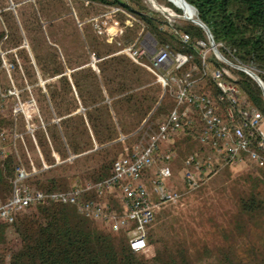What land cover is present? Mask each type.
<instances>
[{"label":"trees","instance_id":"1","mask_svg":"<svg viewBox=\"0 0 264 264\" xmlns=\"http://www.w3.org/2000/svg\"><path fill=\"white\" fill-rule=\"evenodd\" d=\"M72 1H77L89 9L95 8V15L102 14L111 7H119L129 14L131 24L124 36L125 47H137V32L141 29L150 34L159 47L168 45L174 52L192 55L194 60L176 71L174 76L179 77L187 72L191 64L199 65L193 44L198 40L206 42V35L193 23L178 20L170 26L157 12L149 11L142 0ZM155 1L182 15L180 10L166 0ZM184 1L195 9L196 17L209 30L220 54L232 63L257 69V76L264 83V0ZM21 20V24L29 32H39V40H31V55L22 48L23 40L16 21H12L8 26L9 34L0 31V43L5 42L8 47L17 49L16 53L21 57L22 66L13 57L11 63L18 76L16 79L22 85L24 80L30 85H37L38 80L44 82L45 92L40 85L35 89L39 106L35 140L41 159L46 165L55 164L56 156L59 161H64L43 170L39 159L35 164L37 173L26 183L34 184L45 193H50L68 191L74 184H81L83 180L91 184L104 181L112 174L113 165L121 152V141L136 137L150 123L164 122L174 102L169 107L164 105V97H160L162 87L154 75L134 64L126 56L118 54V50L97 47L92 49L90 52L97 59L96 70H93L89 67V52L85 49H82L80 55L66 54L63 59L41 36L40 22L33 11L22 13ZM171 29L188 35L191 44H182ZM94 43L97 44L96 41ZM212 62L215 68L223 67L220 63ZM1 66L0 54V68ZM235 74L238 76L235 83L239 95L237 108L248 112L249 115L256 111L264 114L260 87L246 74L238 71ZM150 77L154 79V83L149 81ZM194 77L200 78V75ZM191 91L208 97L224 118L223 107L216 100L217 91L211 80L201 78ZM189 117L193 120L191 126H187L185 121L180 131L171 133L169 138L159 143L155 163H159L160 168L167 166L171 170L173 157L170 154L161 157V147L169 140L175 139L177 134H182L189 140L195 138L199 147L191 155L194 162L188 169L192 174L199 176L197 186L203 179L211 177L219 165L225 164L217 162L213 150L199 142L203 129L199 114L195 112ZM13 119L10 113L7 116L0 113L2 201L7 200L11 193L16 167L22 161H27L24 155L18 157L16 153L14 135L18 131H14ZM19 127L23 130L22 124ZM153 167L141 175L140 181L145 186L146 177L149 175L148 182L152 186V180L156 176ZM184 168L183 162L181 169ZM252 170L262 172L264 168ZM173 178L171 170L169 185ZM181 178L184 186L191 190L183 179L182 172ZM109 197L112 200L108 202L106 198ZM118 199L119 197L115 199L107 194L98 196L95 192L87 193L83 197V200L106 201L115 213L120 214L122 209ZM238 208L241 214L250 217H258L264 213V201L256 186L240 199ZM93 222L102 223L107 232L98 230ZM151 225L152 223L148 230ZM8 227L18 240V244L11 247L6 241ZM130 230L131 228H127L114 232L111 221L86 218L71 205L33 206L19 213L15 222L0 223V242L6 246L4 253L0 254V264H189L184 256L178 260L173 254L160 253L159 250L153 259H143L131 251L128 245ZM207 264H264V252L247 261H233L226 257L218 263Z\"/></svg>","mask_w":264,"mask_h":264},{"label":"built area","instance_id":"2","mask_svg":"<svg viewBox=\"0 0 264 264\" xmlns=\"http://www.w3.org/2000/svg\"><path fill=\"white\" fill-rule=\"evenodd\" d=\"M66 1L71 2V0ZM160 9L165 8H155L156 11L173 18L170 11L167 10L168 13H164ZM121 14H125L121 8L111 7L104 13L83 21L76 18V23L80 30L86 27L90 28L105 44L121 46L120 39L125 32V26L121 25L117 19ZM169 25L171 26V24ZM171 32L179 37L182 44H191L188 35L180 34L175 29H171ZM152 44L157 43L152 40ZM193 47L199 65L191 64L187 72L176 77L174 76L176 71L192 62V55L174 52L168 45H165L154 48L155 53L152 57H148L146 50L140 47L121 46L118 54L126 56L134 64L152 73L161 85L163 93H169L174 106L167 119L164 122L150 125L143 137L145 143L137 146L131 154L126 152L124 156L119 157L113 165L111 176L96 184L83 180L81 184H74L68 191L45 193L41 189L26 183L31 176L37 173L35 164L28 158L26 165L20 163L15 169L9 198L3 202L0 201V221L13 223L19 213L37 205L75 206L77 211L86 218L105 222L111 221L114 232L131 228L128 239L131 251L143 259L147 258L150 250L147 244L149 225L153 222L155 214L161 206L176 203L181 194L168 184L171 170L167 166L156 171L150 192L141 183V175L154 166L159 143L169 138L171 133L180 131L185 121L187 126H191L193 120L189 115L195 112L199 114L203 124L199 142L213 150L217 162L264 168V114L256 111L249 115L248 112L237 108L239 95L235 83L238 79L232 77L228 70V68L248 70L247 67L240 63H232L222 55L221 57L218 56L213 51L207 37L206 42L198 40L193 44ZM215 47L218 50L217 45ZM209 52L212 55L211 58ZM146 58H148V64L144 63ZM91 60V67L96 70L97 60L93 56ZM212 61L222 64L223 67L215 68ZM3 66L8 71V66L5 63ZM194 75H200V78H195ZM201 78L209 79L213 83L217 91L216 100L223 107L224 118L217 112L215 104L208 97L191 91L195 83ZM260 82L264 100V83L261 80ZM5 95H16V93L8 90ZM28 133L39 155L43 170L64 162L59 161L56 156L55 164L46 165L41 159L33 131H28ZM17 140L24 144L22 135H14V141ZM96 148L94 145V149ZM193 162L192 156L186 159L183 172V179L191 189H194L199 179L198 175L192 174L188 169ZM196 168H199L198 165ZM92 192L98 196L105 194L120 196L122 212L120 214L115 213L106 201L83 200L85 194Z\"/></svg>","mask_w":264,"mask_h":264},{"label":"rangeland","instance_id":"3","mask_svg":"<svg viewBox=\"0 0 264 264\" xmlns=\"http://www.w3.org/2000/svg\"><path fill=\"white\" fill-rule=\"evenodd\" d=\"M150 1L154 3L152 0H142V3L149 11L157 12L163 17L167 24L172 25L178 20H185L180 9L177 8L182 12V15L176 14L168 7L155 1L158 6L170 11L173 18H169L167 15L156 11ZM27 4L32 6L28 7ZM30 11L36 14L37 21L40 22L43 39L52 45L63 59L66 54L80 55L82 49H85L89 52V67L92 64L93 54L90 52L92 49L97 47L119 50L121 46L125 47L124 36L127 34V27L131 24L129 14L125 12V14L119 15L117 19L121 25L125 26V32L120 39L121 46L107 45L90 28L86 27L80 30L75 22L76 18L83 21L92 17V15L96 16L97 11L95 8L89 9V7H85L77 1L69 3L66 0H55L54 2L50 0H0V31L9 34L8 26L11 25L12 21H16L19 34L23 40L22 48L29 55H31L32 50L31 40L35 38L39 40V32L36 33L35 30L29 32L21 24L22 13L26 14ZM137 33L139 37L137 47L146 50L148 57H152L155 53L154 48L159 47L158 44H152V40L157 43L156 40L144 30L140 29ZM16 52V48L8 47L5 42L0 43L2 59L0 68V113L6 116L9 113L12 115L15 123L14 131H18L15 135H22L24 139V144L18 140L15 143L18 157L24 155L27 161L29 158L36 164L39 161V155L28 131H33L34 136L37 126L36 121L39 120L38 96L35 89L40 85L43 92H45L44 82L38 80L37 85H30L24 80L22 85L16 79L18 76L11 63V57L22 66L21 57ZM211 56L209 52V57L211 58ZM95 60L97 59L95 58ZM3 63L8 66V71ZM144 63L148 64V58L144 60ZM247 69L255 75L259 73L253 67L249 66ZM228 70L232 77L238 79L235 72L241 71L233 68H228ZM149 81L154 83L152 77ZM8 90L14 91L17 96L5 95ZM162 95L164 97L162 103L168 107L172 106L173 101L169 93H163V90H161L160 97ZM7 97H11V99H7ZM21 124L23 130L19 127ZM154 124H148L136 137L122 140L121 152L118 158L124 156L126 152L131 154L137 146L143 145L145 143L143 137L147 128ZM198 147L195 138L189 140L188 137L182 134H177L175 139L169 140L161 147V157L169 154L173 157L171 170L174 178L171 185L181 194V197L176 203L163 205L157 210L147 235V244L150 247L148 257H143L146 260L153 259L157 250H159L160 253L173 254L178 260L181 256H184L189 264H207L218 263L226 257L233 261H247L256 255H260L264 252V213L258 217L246 216L240 213L238 205L240 199L245 197L253 186H256L257 190L260 191L261 198L264 201V171L257 172L252 170L253 167L244 165H219L211 177L203 179L199 185L190 190L184 186L181 180V172L182 177L184 172L181 168L182 163L196 152ZM27 161H22L21 164L26 165ZM159 166V163H155L153 170L158 171ZM146 176H148L147 173ZM149 176L146 177L145 184L150 192L152 186L148 182L150 180ZM30 186L38 188L34 184H30ZM112 196L115 199L119 197L118 201L120 200V196L114 194ZM111 200V197L106 198L108 202ZM93 224L98 230L107 232L102 223L93 222ZM6 241L10 247L18 244L16 235L10 227L6 229ZM5 247L0 242V254L4 253Z\"/></svg>","mask_w":264,"mask_h":264},{"label":"water","instance_id":"4","mask_svg":"<svg viewBox=\"0 0 264 264\" xmlns=\"http://www.w3.org/2000/svg\"><path fill=\"white\" fill-rule=\"evenodd\" d=\"M154 3H155V5L157 6V7H159L157 4H156V2H155V0H152ZM189 7L193 10V12H194V19L193 18H189V17H186L184 14H183V19H185V20H187V21H189V22H191V23H193L194 25H196V26H198L199 28H201L203 31H204V33H205V35H206V37L208 38V40H209V42H210V45H211V47L213 48V51L218 55V56H220L221 57V54L219 53V51L217 50V48L215 47V44H214V42H213V39H212V36H211V34H210V32H209V30L207 29V27L203 24V23H201L200 21H199V19L196 17V11H195V9L193 8V7H191L190 5H189ZM241 72H243V73H245L247 76H249L252 80H254L255 82H256V84L260 87V89H261V82H260V79H259V77L257 76V75H255L254 73H252L251 71H248V70H245L244 68H238Z\"/></svg>","mask_w":264,"mask_h":264},{"label":"bare ground","instance_id":"5","mask_svg":"<svg viewBox=\"0 0 264 264\" xmlns=\"http://www.w3.org/2000/svg\"><path fill=\"white\" fill-rule=\"evenodd\" d=\"M168 2H170L172 5H174L176 8L180 9L183 14L186 16V17H191L194 19V12L193 10L185 3L184 0H167ZM150 4L152 5V7H157L154 3H151L150 1ZM160 7V6H159ZM161 11H163L164 13H168L167 10L165 9H160Z\"/></svg>","mask_w":264,"mask_h":264}]
</instances>
